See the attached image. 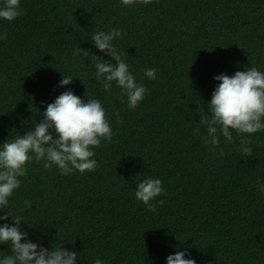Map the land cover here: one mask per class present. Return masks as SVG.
I'll return each mask as SVG.
<instances>
[{"label": "trees", "instance_id": "obj_1", "mask_svg": "<svg viewBox=\"0 0 264 264\" xmlns=\"http://www.w3.org/2000/svg\"><path fill=\"white\" fill-rule=\"evenodd\" d=\"M20 7L22 16L0 19L7 33L0 40V144L34 130L67 90L101 102L113 138L93 149L92 172L62 175L30 162L0 215H22L29 240L47 248L63 243L78 253L76 264H166L185 249L195 264H264V194L257 189L264 184V131L250 137V157L239 151L235 132L232 143L221 137L220 156L205 145L199 123L215 76L264 72V0H20ZM112 29L124 33L113 43L147 90L135 109L115 84L103 88L91 57L72 55L78 45L109 60L91 36ZM150 68L154 80L144 75ZM62 75L74 78L58 87ZM146 178L160 179L166 190L153 201L155 212L134 195ZM26 200L31 207L24 209ZM9 254L10 246L0 245V258Z\"/></svg>", "mask_w": 264, "mask_h": 264}, {"label": "clouds", "instance_id": "obj_2", "mask_svg": "<svg viewBox=\"0 0 264 264\" xmlns=\"http://www.w3.org/2000/svg\"><path fill=\"white\" fill-rule=\"evenodd\" d=\"M141 2L147 5L152 0H121L124 6ZM23 14L20 0H4L3 5H0V19L11 22ZM123 35L120 29L92 34V44L110 57L109 60L90 54L89 50L78 45L72 55L91 57L95 63L96 79L106 91L111 90L115 84L121 90V95L127 97V106L131 110L144 100L147 90L144 85L136 82L128 63L113 43ZM3 39H7V33H0V40ZM144 75L154 80L157 78L156 69H146ZM73 78L62 75L58 87L69 85ZM213 79L219 83L207 104L206 115L199 120L206 129L204 143L210 146V151H215L219 148L221 137L225 142L232 143L235 132L240 136L239 151L250 157L253 152L250 145L254 143L250 137L264 131V72L249 67L244 71H236L231 77L221 73ZM40 115L42 118L33 126L34 130H27L10 142L0 144V210L7 209L9 198L21 187L20 178L27 175V165L33 160L43 162L46 169L55 166L62 175L74 171L81 174L92 172L98 167L97 161L92 159L95 155L93 149L99 148L102 140L112 142L113 130L98 99H87L85 103L71 90H67L49 103ZM113 115L117 124L122 123L118 112ZM193 131L194 134H200L199 128ZM218 154L225 155L224 149L219 148ZM257 189L264 194V184L258 183ZM134 195L148 211L155 212L156 204L153 201L166 195V190L160 179L146 178L136 185ZM157 203L163 204L164 200ZM30 207L31 201H24V209ZM9 217L12 224L0 225V245L10 246L11 254L0 258V264H76V251L63 248V243L47 248L32 242L28 233L21 230L23 216H12L6 211L0 215V220ZM190 256L187 249L177 251L167 256L166 264H195ZM94 264L104 262L97 259Z\"/></svg>", "mask_w": 264, "mask_h": 264}]
</instances>
